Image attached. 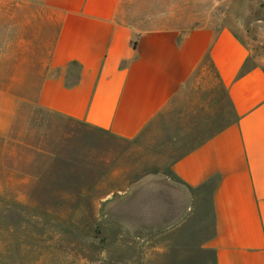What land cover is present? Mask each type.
<instances>
[{"label": "crops", "instance_id": "obj_1", "mask_svg": "<svg viewBox=\"0 0 264 264\" xmlns=\"http://www.w3.org/2000/svg\"><path fill=\"white\" fill-rule=\"evenodd\" d=\"M125 7L0 0L3 170L105 180L77 125L153 160L94 204L113 264H264V69L230 27L143 29Z\"/></svg>", "mask_w": 264, "mask_h": 264}, {"label": "rangeland", "instance_id": "obj_2", "mask_svg": "<svg viewBox=\"0 0 264 264\" xmlns=\"http://www.w3.org/2000/svg\"><path fill=\"white\" fill-rule=\"evenodd\" d=\"M125 9L127 21L143 29L230 27L248 47L251 62L264 69L261 0H126ZM74 133L85 137L79 146L92 162L106 164L105 180L97 170H29L26 176L3 170L0 159V264H113L114 228L99 222L94 204L104 194L113 199L131 182L132 171L149 170L146 163L153 160L77 125ZM20 198L28 199V206L20 205Z\"/></svg>", "mask_w": 264, "mask_h": 264}, {"label": "built area", "instance_id": "obj_3", "mask_svg": "<svg viewBox=\"0 0 264 264\" xmlns=\"http://www.w3.org/2000/svg\"><path fill=\"white\" fill-rule=\"evenodd\" d=\"M262 2H264V0H261Z\"/></svg>", "mask_w": 264, "mask_h": 264}]
</instances>
